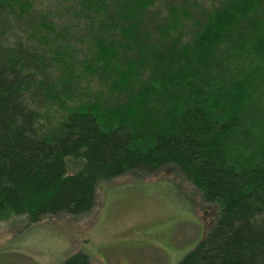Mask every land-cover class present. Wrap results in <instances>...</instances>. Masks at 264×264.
<instances>
[{"label": "trees", "instance_id": "obj_1", "mask_svg": "<svg viewBox=\"0 0 264 264\" xmlns=\"http://www.w3.org/2000/svg\"><path fill=\"white\" fill-rule=\"evenodd\" d=\"M167 165L219 208L178 264H264V0H0V222Z\"/></svg>", "mask_w": 264, "mask_h": 264}, {"label": "rangeland", "instance_id": "obj_2", "mask_svg": "<svg viewBox=\"0 0 264 264\" xmlns=\"http://www.w3.org/2000/svg\"><path fill=\"white\" fill-rule=\"evenodd\" d=\"M96 196L81 216L0 222V264H62L79 252L90 264H178L219 213L172 165L103 182Z\"/></svg>", "mask_w": 264, "mask_h": 264}]
</instances>
